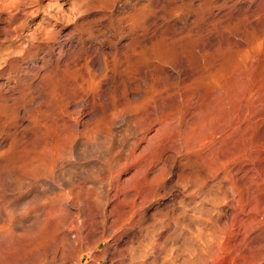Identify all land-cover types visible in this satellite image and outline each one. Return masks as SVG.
<instances>
[{"label":"rangeland","instance_id":"374dc122","mask_svg":"<svg viewBox=\"0 0 264 264\" xmlns=\"http://www.w3.org/2000/svg\"><path fill=\"white\" fill-rule=\"evenodd\" d=\"M129 5L133 13L123 10ZM140 13L144 18L135 19ZM154 16L158 20L151 27L149 19ZM164 31L171 32V38L161 34ZM69 33L84 46L93 40L97 47L112 46L115 52L144 33L152 35L134 59L125 57L112 66L113 114L96 119L89 114L91 131L87 128L86 135L97 125L89 147L80 144L76 140L80 134L75 137L72 131L74 141L69 133L58 136L66 135L70 147L64 140L60 143L53 121L63 112L56 113L48 97L26 112L20 107L18 113L19 96L34 89L26 82L29 66L37 61L50 67L47 51ZM76 65L70 67L75 82L72 79L68 86L92 91L93 82L83 81L82 66ZM103 66L101 61L89 68L99 73ZM160 72L167 77L164 103L154 96ZM0 85V264H72L71 258L63 257L64 229L76 233L85 224L82 240L93 245L102 232L91 229L94 212L116 208L111 216L118 214L111 187L102 198L98 185L105 181L111 185L117 177L125 188L119 194L127 202L124 208L134 202L144 210L136 214L142 219L117 240L108 237L101 242L99 249L107 251L100 262H93L94 250L82 249V264H264V0H159L158 4L156 0H0ZM137 90L156 104L157 120L145 134L141 133L146 122L137 115ZM74 106L70 104L71 122L87 119L76 113L80 106ZM127 113L129 117L118 122ZM166 119L164 128L161 120ZM83 129L78 125V132ZM30 137L39 138L36 152L51 148L53 156L30 163ZM194 153L198 164L189 162ZM142 166L148 169L136 175ZM160 170L166 173L155 193L153 178ZM149 246L153 250L147 251Z\"/></svg>","mask_w":264,"mask_h":264},{"label":"bare ground","instance_id":"6f19581e","mask_svg":"<svg viewBox=\"0 0 264 264\" xmlns=\"http://www.w3.org/2000/svg\"><path fill=\"white\" fill-rule=\"evenodd\" d=\"M157 4L159 2V0H156ZM165 7V5H164ZM161 8V7H160ZM126 9H129L131 11V13H133V11H135L133 9V6L129 5L128 8H125V6L123 7V10H126ZM163 9V8H162ZM219 11V10H218ZM135 13V12H134ZM218 13V12H217ZM158 15V14H157ZM213 15V14H212ZM216 17L219 16V14H215ZM213 15V16H215ZM222 17V16H221ZM133 18V17H132ZM144 18V15H142L141 13L140 14H137L135 16V19H142ZM158 17L157 16H154L152 18L149 19V22H150V26L152 27H155L154 24L155 22H157V19ZM224 18V17H223ZM161 19V18H160ZM216 19V18H215ZM214 20V18L212 19V21ZM97 21V20H96ZM148 21V20H147ZM83 22V21H81ZM137 23V22H136ZM84 24V23H82ZM188 24V23H187ZM85 25H86V22H85ZM87 25L89 26V29L91 28V25L89 24V21L87 23ZM158 25V24H157ZM173 25V24H172ZM184 25V24H183ZM181 26V25H180ZM190 26V25H189ZM161 27V26H160ZM192 27V26H191ZM88 28V27H87ZM169 28V26H168ZM178 28V27H177ZM185 28V27H184ZM183 28V29H184ZM153 29V28H152ZM151 29V30H152ZM186 29V28H185ZM188 29V28H187ZM88 30V29H87ZM148 30V29H146ZM150 30V29H149ZM166 30V29H165ZM172 30V28H171ZM175 30H177L175 28ZM190 30V29H189ZM192 30V29H191ZM155 31V30H154ZM153 31V32H154ZM183 31V30H182ZM185 31V30H184ZM188 31V30H187ZM186 31V33H187ZM200 31V30H199ZM180 32V31H179ZM194 32V31H193ZM196 32H198L196 30ZM159 33V32H158ZM171 33V32H170ZM169 31H164V33H161L163 35H165V37L169 34ZM185 33V34H186ZM177 35V33H172V35ZM179 34V33H178ZM192 34V33H191ZM168 35V36H169ZM173 35V36H174ZM183 35H184V32H183ZM190 35V34H189ZM167 36V37H168ZM160 37V36H159ZM170 37V36H169ZM168 37V38H169ZM212 37V36H211ZM139 38V37H137ZM171 38V37H170ZM183 38V37H182ZM184 38H185V35H184ZM188 38V37H187ZM152 39V35L151 34H145L140 37V39L138 40H133L131 41L128 45H126L124 48L120 47L118 45V47H120L121 49L119 51H124V55L121 54L122 52L117 53L113 50V47L111 46L108 50L103 48L102 46H99L97 47V45H95V41L93 42V40L87 42L88 44H86V46H84L80 41H74L72 39V36H71V33H69L68 35L60 38L55 44H52L51 47L49 48V50L47 51V54L46 56L48 57V59H51L52 61V64L50 65V67H46V63L42 62V65H39L37 64L35 61V63H32L31 66H29V69L31 71V73H29L30 75L27 77V80L26 82L29 83L31 85V87L33 86L34 89L32 91H27L23 97L19 96L21 99V102L22 104H20V106L18 107V113L20 112V107L21 108H24L27 109L28 106H31L34 102L36 101H39V102H42V103H45L47 102L48 99H46V97H48L50 100L49 101H53V104H54V108L56 109L55 112L56 113H60V112H63V116H61V119L58 118L57 120H54V125L56 126V128L61 132V129H62V133L58 132L57 129L54 131H57L58 135L57 137L60 135V134H63V133H71L70 131L76 133L74 134L78 135L80 134V137L76 140H78V142L80 144H84L86 147H89L90 146V143L92 142L91 140L94 138L93 137V133H95V130L97 129V125H93L94 127L92 129H94L93 131L94 132H91L90 133V136L89 135H86V133L89 131L87 130V128H89V130L91 129L90 125H91V118H88L89 117V114H93L92 116H94V118L96 119L97 117H101L103 113H106L108 116H111L113 113L111 112L112 110V105L110 104V100H111V96H110V89L112 88L109 83L112 79V76H113V71H112V66L114 67V65L116 64H120L122 63V61H124V58L125 57H128L129 60L131 59H134L136 57V51L139 47H145V43L147 42H150L149 40ZM155 39V38H153ZM174 39V38H173ZM177 39V38H176ZM175 41H178L176 40ZM181 39V38H180ZM179 39V40H180ZM186 39V38H185ZM187 40V39H186ZM154 41V40H153ZM188 41V40H187ZM127 43V42H126ZM166 43V42H165ZM176 43V42H175ZM178 43V42H177ZM186 43V42H185ZM160 44V43H159ZM159 44H155L154 48L158 49L160 48ZM180 44V43H179ZM153 45V44H152ZM163 45V44H162ZM183 45V44H182ZM158 46V48H157ZM165 46V45H163ZM151 47V46H150ZM146 48V47H145ZM145 50V49H144ZM146 51V50H145ZM150 51V50H149ZM147 52V51H146ZM144 53V52H143ZM149 53V52H148ZM146 54V53H144ZM143 54V56H144ZM150 54V53H149ZM43 55V54H42ZM140 55V54H139ZM142 55V54H141ZM148 57V56H147ZM150 57V55H149ZM189 57V56H188ZM44 58V57H43ZM141 58V56H140ZM179 60V59H178ZM186 60V59H185ZM39 61V60H38ZM41 61V59H40ZM103 62L104 63V66H103V71L97 73L93 70H91L89 68L90 67H94L96 65H99L100 62ZM135 61V60H133ZM138 61V60H137ZM140 61V60H139ZM181 61V60H179ZM127 62V61H126ZM48 63V62H47ZM128 63V62H127ZM133 63V62H132ZM184 63V62H183ZM80 65L81 68H79V70L82 71V77H83V81L85 82H93L94 84V89L92 91H90L88 89V87H86L87 89H83L80 87V86H76L74 85V88L72 87H69V82L75 78V76H72L71 73H72V69H70L71 65L75 66V65ZM109 64V65H108ZM76 65V66H77ZM108 65V66H107ZM167 65V64H166ZM181 64L179 63V66ZM185 65V64H184ZM44 66V67H43ZM101 66V65H100ZM99 66V67H100ZM123 66V65H122ZM44 68L43 70V73L41 74V70ZM167 67V66H166ZM175 67V66H174ZM183 67V66H182ZM181 67V68H182ZM73 68V67H71ZM180 68V69H181ZM75 69V68H74ZM109 69V70H108ZM171 69V68H170ZM167 70V69H166ZM175 70V69H174ZM71 71V72H70ZM74 72V71H73ZM77 72L78 69H77ZM104 72V74H103ZM166 72V71H165ZM168 72V71H167ZM81 73V72H80ZM151 73V71H150ZM174 73V72H173ZM173 73L169 74L171 76H173ZM158 74V73H157ZM156 74V75H157ZM183 74V73H182ZM165 73H159L158 77L159 79L157 80L156 82V85H155V90H154V96L155 98H157L156 100H158V102L160 103H164L166 101V96L168 95V92H167V88L165 87V82H164V77ZM39 76L38 79H36L37 77ZM143 76V75H142ZM175 76L178 78L180 77V72H175ZM82 77L78 74V79H82ZM147 77V76H146ZM167 78V77H166ZM172 78V77H170ZM77 79V78H76ZM78 81V80H77ZM35 82V83H34ZM74 82H75V79H74ZM84 82V83H85ZM82 83V82H81ZM71 84V83H70ZM87 84V83H86ZM89 84V83H88ZM69 85V86H68ZM29 86V85H28ZM72 86V85H71ZM141 86V85H140ZM30 87V88H31ZM138 88V87H137ZM136 88V89H137ZM2 89V85H0V90ZM134 90V89H132ZM141 90V89H140ZM139 90H137L138 92ZM129 92H133V91H129ZM136 92V91H135ZM136 92V93H137ZM1 93V92H0ZM8 93V92H7ZM4 94V93H3ZM130 94V93H129ZM121 95V94H120ZM138 104H139V111L140 113L137 114L138 115V118H141L143 120V122H146L145 124V130L143 133L141 134H145L146 132H148L151 127L153 126V124L156 122L157 120V116H156V109H155V105L156 104H153L152 100L150 98H146V93L144 91H140L138 92ZM175 95V94H174ZM5 97H7L6 95H4ZM1 97V96H0ZM2 98V97H1ZM18 98V97H17ZM13 99L14 101L17 99ZM168 98V97H167ZM2 101H5L4 99ZM83 101V103L81 104L80 102ZM59 102V103H58ZM52 102H50L51 104ZM73 103L75 104L77 107L80 106L77 110H76V113H78L80 116H82V118H87L85 119L84 121H73L71 122L70 118H71V114L73 113L72 110H70V104ZM80 103V105H79ZM136 103V104H137ZM157 103V101H156ZM48 103L45 104V108L46 110L48 109ZM74 106V107H76ZM163 106V105H162ZM51 107V105H50ZM60 107V108H58ZM161 107V106H160ZM22 110V109H21ZM54 110V109H53ZM23 111V110H22ZM23 112H26L23 111ZM75 113V112H74ZM132 113V112H131ZM46 115V114H45ZM126 115V114H125ZM136 115V114H135ZM136 115V116H137ZM134 116V115H133ZM106 117V116H105ZM129 115L127 113V117L126 116H123V117H120V120L118 122L121 123V121H123V119H126L128 118ZM166 117V116H165ZM165 117H162L165 118ZM56 118V117H55ZM119 119V118H118ZM132 119V117H131ZM137 119V118H136ZM19 120H22V118H20ZM117 121V120H116ZM117 122V123H118ZM169 122V121H168ZM177 122V121H176ZM176 122H175V125H176ZM161 123H162V126H166L168 125L167 124V119L166 121H163L161 120ZM115 124V123H114ZM197 124V118H195L194 122L192 123V130L195 129V126ZM78 125H81L84 127L83 131L84 132H78ZM89 126V127H88ZM161 126V124L159 125V127ZM55 128V127H53ZM165 128V127H164ZM50 129V128H49ZM162 129V128H161ZM168 129V128H167ZM201 129V128H200ZM44 130V129H43ZM52 130V129H51ZM160 130V128L158 129ZM179 130V128H178ZM52 131V132H54ZM80 131V130H79ZM91 131V130H90ZM157 131V130H156ZM166 131V130H165ZM51 133H48V134H52ZM159 132V131H158ZM21 133V131H20ZM26 133V132H25ZM31 133V132H30ZM45 133V132H44ZM43 133V134H44ZM160 133V132H159ZM177 133V132H176ZM22 134V133H21ZM21 134H19L20 136H22ZM42 134V133H41ZM85 134V135H84ZM93 134V135H92ZM157 134V133H156ZM156 134H154L156 136ZM25 135V134H24ZM33 135V133L31 134ZM54 135L56 136V132L54 133ZM52 135V136H54ZM72 135V134H70ZM97 135V134H96ZM47 136V135H45ZM43 136V138L45 137ZM50 136V135H49ZM62 136V135H61ZM64 136L66 138H64ZM73 136V135H72ZM73 136V137H74ZM92 136V137H91ZM199 136V135H197ZM17 137V136H16ZM28 137V136H27ZM39 137V136H38ZM37 137V138H38ZM48 137V136H47ZM46 137V138H47ZM56 137V139H57ZM71 137V136H70ZM76 137V136H75ZM75 137L72 139L74 141ZM143 137V136H142ZM153 137V136H152ZM150 137V139L152 138ZM22 138V137H21ZM26 138V137H25ZM31 142L29 146H31V153L29 154V160H30V163H38V161H47L49 160V158H51L53 155H52V150H50L49 148H45L42 152H36L35 150V143L37 144H40V142L37 140V138L35 137H30ZM42 138V139H43ZM50 138V137H48ZM59 138V137H58ZM144 138V137H143ZM155 139V137H153ZM17 139L19 140V138L17 137ZM52 140H54V138H51ZM60 139V138H59ZM68 139V137L66 135H63L62 136V139H60V143L66 141ZM148 140H150L149 138H147ZM157 139V138H156ZM28 140V139H27ZM44 140V139H43ZM70 140V139H69ZM67 140V142L69 141ZM72 140H71V143H72ZM94 140V139H93ZM57 141V140H56ZM62 141V142H61ZM153 142L155 140H152ZM151 141V142H152ZM25 142V141H24ZM43 142V141H42ZM53 142V141H52ZM63 142V143H64ZM67 142H65L64 145L68 144ZM150 142V144H151ZM152 142V143H153ZM18 143V142H17ZM59 143V141H58ZM59 143V144H60ZM70 143V141H69ZM148 143V142H147ZM34 144V146H33ZM44 145L46 146H50V144L46 141L43 142ZM49 144V145H47ZM55 144V141L53 142V145L51 144V146H54ZM57 144V143H56ZM55 144V147L57 148L58 147V144L56 145ZM149 144V143H148ZM149 144V145H150ZM20 145V144H19ZM71 145V144H70ZM147 145V147L149 146ZM192 145V144H191ZM40 146V145H39ZM62 146V144H61ZM69 146V144H68ZM16 147V146H15ZM70 147V146H69ZM163 147V146H162ZM167 149V148H166ZM164 149V150H166ZM176 151L178 150V153L181 154V151L180 149L181 148H175ZM163 150V149H162ZM132 152V151H131ZM130 152V154H131ZM145 154L147 151H144ZM166 152V151H165ZM17 153V152H16ZM20 153V152H19ZM177 153V154H178ZM187 153V152H186ZM129 154V155H130ZM144 154V155H145ZM12 155H15V153H13ZM28 155V154H27ZM132 155V154H131ZM130 155V156H131ZM134 155V154H133ZM147 155V154H146ZM145 155V156H146ZM162 155V151L159 152V156L160 157ZM129 156V158H130ZM181 156V155H180ZM191 156V155H190ZM194 156L195 158H192L189 162L192 163V162H195L196 164H198V159H197V156L198 154L194 153ZM27 157V156H26ZM189 157V155H188ZM126 158V157H125ZM131 158H133V156H131ZM130 158V159H131ZM8 159V158H7ZM20 159V158H19ZM202 160V159H201ZM128 161V159H127ZM148 161V160H147ZM179 162V161H178ZM144 165V164H143ZM70 167V166H69ZM140 167V166H139ZM142 170H139V168L136 170L137 171V174L136 175H140L141 173H144L146 172V170L148 169V166H142L141 168ZM151 170V169H150ZM185 170V169H184ZM189 170V169H188ZM178 171V170H177ZM165 173L163 170H160L159 172H156L154 174V178H153V183L156 184V186L153 188L155 190V193L157 192V186L160 187V185L163 183V180H164V176H165ZM184 175V171H182L180 174H178L179 177H181L180 175ZM190 173V172H189ZM191 174V173H190ZM142 175V174H141ZM182 175V176H183ZM153 177V176H152ZM116 178V177H115ZM178 178V177H177ZM185 178V176H184ZM119 178L117 177V179H115L113 181V183H111V185L109 183H107L106 181L103 183V184H99L97 189H99V193L102 195V198L103 197H106L109 193V188L111 187L112 191H113V195L111 196L113 198V203L114 205L118 206V214H115L116 216H111V213L112 212H115L116 208H112L114 209V211H96L91 214H93V216H91L90 220H91V229L93 231L95 230H98V229H101V236H98L96 237V240L94 243H92L93 245H87L88 243H86V241H83L82 239V236L81 234H83V230L82 228H84L85 224L81 227L80 230H78V232H73L71 231L70 229H64L63 233H62V237H63V243H64V247H65V254L66 255H63L64 256H67V258H71L73 263L72 264H82V260H83V257L85 254H83L82 252V249H90V250H94V253L91 254L92 255V260L93 262L94 261H97V262H100L102 260V258L104 257L107 249L105 247V249H99V246L101 244V242L105 239H107L108 237L111 238V239H114V240H117L119 235L121 233H125L127 228L128 227H131L132 225L136 224L137 222L139 223L142 219V215L138 216L136 215L138 212H141L142 214L144 213V210H142V208L136 206L134 204V202H132V205L130 206V208L127 210L125 207V204L127 203L126 201H123L120 197H119V194H121V192H123L125 190L124 187H121L120 184H119ZM174 179V178H173ZM178 181H182V179ZM22 183V182H21ZM187 183V182H186ZM197 183V182H195ZM95 185V184H94ZM110 186V187H109ZM197 186V185H196ZM130 188V187H129ZM130 191V190H129ZM141 191V190H140ZM128 192V191H127ZM112 193V192H111ZM125 194V193H124ZM129 194V192H128ZM132 194V193H131ZM111 195V194H110ZM125 196V195H124ZM130 196V195H128ZM131 197V196H130ZM101 198V199H102ZM124 198V197H123ZM126 198V197H125ZM103 200V199H102ZM110 200V199H109ZM130 202V200H129ZM144 202V201H141L139 202L140 204ZM138 204V203H137ZM110 206V205H109ZM115 207V206H114ZM119 208H120V211H119ZM93 208H92V212H93ZM111 210V209H110ZM163 216V215H162ZM6 218V216H3V218ZM1 218V220L3 219ZM21 219V218H20ZM25 220V219H24ZM8 221V220H7ZM23 221V220H22ZM17 223V222H15ZM12 224V223H11ZM18 224V223H17ZM15 224V225H17ZM22 224V223H21ZM47 224V223H45ZM44 224V225H45ZM14 225V226H15ZM20 226V225H19ZM18 226V227H19ZM46 226H44L43 228H45ZM88 226H86L87 228ZM15 228V227H14ZM17 228V227H16ZM20 228V227H19ZM3 229L1 228L0 226V230ZM18 229V228H17ZM38 229V228H37ZM46 229V228H45ZM44 229V230H45ZM14 230V229H13ZM20 230V229H19ZM34 230V229H32ZM42 230V228L40 227V231ZM39 231V229H38ZM37 231L38 234H40L39 232ZM7 233H10V231L8 232L6 230ZM25 232V231H24ZM33 232V231H32ZM62 232V231H61ZM88 232V231H87ZM20 234V232H18ZM17 233V235H18ZM22 235L24 234L23 232H21ZM36 233V232H35ZM43 233V232H42ZM26 234V233H25ZM24 234V235H25ZM29 234V232H28ZM27 234V235H28ZM37 234V235H38ZM45 234V233H44ZM11 235V234H10ZM23 235V236H24ZM26 235V236H27ZM87 235V234H86ZM95 235V234H94ZM128 235V234H127ZM31 236V235H30ZM41 236V235H40ZM45 237V235H43ZM92 236V235H91ZM90 236V237H91ZM15 237V236H13ZM44 237H42L44 240ZM84 237V236H83ZM87 237V236H85ZM19 238V237H18ZM17 238V240H18ZM22 238V237H20ZM19 238V239H20ZM28 238V237H27ZM13 239V238H12ZM23 239V238H22ZM20 239V240H22ZM30 239V238H29ZM89 239V238H88ZM92 239L93 236H92ZM91 240V239H90ZM25 241V240H24ZM13 243V242H12ZM112 243V242H111ZM203 243V242H202ZM8 244V243H7ZM19 244V243H18ZM196 244V242H195ZM11 245V244H9ZM198 245H200L198 243ZM16 246V245H15ZM26 246V245H25ZM84 246H86L87 248H85ZM195 246V245H194ZM197 246V245H196ZM6 247V246H5ZM18 247V246H17ZM24 247V246H23ZM203 247V246H202ZM14 248V247H12ZM201 248V247H200ZM244 248V247H243ZM17 249V248H16ZM152 249V246L148 247L146 250L147 251H150ZM171 249V248H169ZM198 249V248H197ZM3 250V249H2ZM84 250V251H86ZM139 250V249H138ZM153 250V249H152ZM172 250V249H171ZM5 251H8V253L10 254L11 253V250L9 252V249L5 248ZM175 251V250H174ZM173 251V252H174ZM1 252V251H0ZM13 252V251H12ZM15 252V250H14ZM21 252V251H19ZM63 252V251H62ZM91 252V251H90ZM142 252V250H141ZM4 250L2 251V255H3ZM140 253V251H139ZM195 253V252H194ZM220 253V252H219ZM1 254V253H0ZM20 254V253H19ZM22 254V253H21ZM20 254V255H21ZM63 254V253H62ZM177 254V253H176ZM5 255V254H4ZM16 255V253H15ZM19 255V256H20ZM180 255V254H179ZM195 255V254H194ZM193 255V256H194ZM202 255V254H200ZM6 256H9L8 254ZM13 256V254H12ZM18 256V257H19ZM197 256V254H196ZM3 257V256H2ZM5 257V256H4ZM21 257V256H20ZM19 257V258H20ZM201 257V256H200ZM207 257L209 258V256H206V257H203V258H206ZM9 258V257H8ZM18 258V259H19ZM66 258V257H64ZM202 258V257H201ZM137 259V258H136ZM1 260H4V259H1ZM6 260V258H5ZM69 260V259H68ZM167 260V259H166ZM188 260V259H187ZM203 260V259H202ZM208 260V259H207ZM256 260V259H255ZM70 261V260H69ZM256 261H259L260 260H256ZM68 262V261H67ZM66 262V263H67ZM163 262V260H162ZM161 262V263H162ZM213 262V261H211ZM203 263V262H202ZM205 263V262H204ZM216 263V262H215ZM199 264V263H198ZM201 264V263H200ZM207 264H210L208 263L207 261ZM253 264V263H252Z\"/></svg>","mask_w":264,"mask_h":264}]
</instances>
